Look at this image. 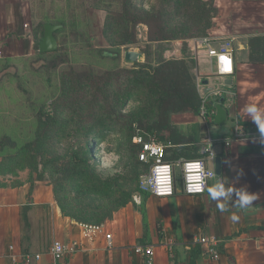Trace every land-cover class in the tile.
<instances>
[{
    "label": "crops",
    "instance_id": "crops-1",
    "mask_svg": "<svg viewBox=\"0 0 264 264\" xmlns=\"http://www.w3.org/2000/svg\"><path fill=\"white\" fill-rule=\"evenodd\" d=\"M209 1L215 9L216 22L208 36L226 39L231 44L236 64L232 87L221 82L212 84L218 78L213 61L196 42L202 38L155 43L149 40V28L144 24L136 28V38L138 42L154 46V50L159 45L165 59L193 61L196 83L209 81L207 87L214 88L205 100L215 104V92L229 93L231 103L225 107L229 112L230 133H222L214 123L205 126L200 115L193 113L175 114L171 119L186 143L181 147L197 148L200 158H208L212 153L213 158L207 159V163L214 170L215 160L220 159L219 177L225 186L232 185L255 195L252 205L237 208L229 201L227 210L221 212L216 202L208 199L207 192L188 197L178 183L173 197L159 199L142 195V210H119L111 220L99 225L103 231L91 241L84 235L85 224L63 213L50 182L37 179L26 170L0 173V264H51L50 251L55 242L78 243L77 251L59 264H146L130 250L140 243L155 246V264H191L193 258L195 264H264V138L243 111L248 104L264 107V0ZM102 5L101 0H94L86 6L85 27L79 36L93 41L95 49L107 44ZM75 6L69 0H0V45L4 47L6 60L31 55L35 50L33 31L40 25H57L74 18L78 9ZM63 23L64 28L59 32L67 30ZM96 26L98 31L94 35ZM96 40L101 41L100 45ZM125 49L137 51L132 45ZM120 67L118 63L111 64L107 70ZM236 118L246 135L228 146L225 139L234 131ZM208 136L213 141L211 145L204 142ZM12 142L15 146L5 148L0 154V164L4 156L22 148ZM204 148L210 153H202ZM216 182L211 181L209 186ZM233 212L239 216L238 221L231 220ZM107 234L113 237L112 248L108 247ZM198 236L221 240L217 259L193 243ZM27 257L30 261L26 263Z\"/></svg>",
    "mask_w": 264,
    "mask_h": 264
},
{
    "label": "trees",
    "instance_id": "trees-1",
    "mask_svg": "<svg viewBox=\"0 0 264 264\" xmlns=\"http://www.w3.org/2000/svg\"><path fill=\"white\" fill-rule=\"evenodd\" d=\"M142 1L144 0H125L121 13L117 15L109 13L104 26V35L117 51H100L102 56L105 58L111 56L112 59H117L120 57L121 47L135 45L137 43L136 28L140 24L148 26L149 40L155 43L162 44L177 39L198 37L188 32V26L181 28L184 33L179 34L178 31L176 36L166 37L164 35L166 32L164 28L168 27L169 22L165 23V27L161 26V23L168 16L166 4L172 3L173 0H159L158 5H152L150 10L140 7L139 3ZM199 2L201 8H198L199 10L197 9L192 16L196 17V22L199 24L209 23L210 10L215 12V9L209 0ZM204 2L208 3L211 9L207 11L208 5ZM190 3H192L191 0H174L173 6L179 13L184 7L188 10ZM202 17H207L205 22L201 19ZM155 23L160 26L157 36L151 33V26ZM44 26L40 25L32 33L35 49H38L43 40ZM206 28L208 27L206 26L205 30ZM142 53L145 54V52ZM148 56L150 55L147 54L145 63H137L132 69L118 68L114 71H104L102 75L95 76L97 78L95 82L91 78L87 79V82H82L79 85L77 90L84 94L79 97L76 95V104L71 106V110L64 111V116H61V119L57 115H48L51 128H56L57 132L67 131L69 127H72V123H75L77 126H75L76 129L71 128V136L74 139L80 138L79 140L84 142L82 150L72 151L62 158L57 157L46 162V165L51 166L53 175L56 176L53 185L56 202L66 216L79 223L100 225L107 219H112L116 210L126 207L131 201L133 192L124 193L119 188V179L114 177L103 179L95 173L96 166L99 164L94 159L95 153L91 152V148L98 141L106 140L107 136L113 134L116 130L115 120L122 121L124 119L125 115L122 114L124 108L136 97H139L140 100L141 96L145 97L142 101L144 106L140 110L128 112L127 117L131 124L134 125L135 122H143L146 119L147 135H153L161 142L174 144L176 148L172 150V153L176 160L200 158L197 148L181 147L186 143H184L181 133L171 123L172 115L183 113L200 115L203 106L209 112L215 111L212 102L204 101L198 91L196 78L192 72L195 64L193 61L167 60L162 55H158V61L153 64ZM81 77L83 78V76ZM91 84L96 85L97 89L89 94L88 89ZM87 97L91 99L87 100ZM112 100H114L113 104ZM105 105H108L110 109L103 113V110H106ZM86 108L88 114L83 113ZM157 116L158 122L150 124L151 120ZM40 122L42 124L41 120ZM49 131L46 134H49ZM147 135H145L146 139ZM132 138L129 141L132 142ZM7 146L14 147L15 144L9 139L0 142V154H3L2 152L8 148ZM133 147L135 149L138 147L140 151L138 145L133 144ZM29 148L26 146L15 154L4 156L0 164V173L17 172L16 169L27 157L26 153H29ZM40 156L42 161L44 154L41 153ZM137 191L139 192V187H137ZM117 193H122V197L113 199ZM71 196L72 200L67 202ZM104 201H109L113 205V212H91L96 202ZM93 219L98 222L91 223ZM191 264H195L194 258Z\"/></svg>",
    "mask_w": 264,
    "mask_h": 264
},
{
    "label": "rangeland",
    "instance_id": "rangeland-1",
    "mask_svg": "<svg viewBox=\"0 0 264 264\" xmlns=\"http://www.w3.org/2000/svg\"><path fill=\"white\" fill-rule=\"evenodd\" d=\"M67 1L65 0V2ZM69 1L78 8L75 9L77 10V16L63 21L67 26V30L57 33L59 49L56 52L42 55L38 52V49H35L31 55L22 56L13 61H8L6 58L0 60L2 63L0 64V142L9 139L17 143L19 147H30L29 153H26L27 157L16 170L19 172H25L26 170L32 173L33 177H37V179L50 182L52 187L56 176L53 175L51 166L46 165V162L57 157L62 158L72 151L82 150L84 142L80 141V138L74 139L71 136V128L73 129L74 127L76 129L75 126H77L75 123H72V127H69L67 131L57 132L56 128H51L48 115H57L61 119V116H64V111L71 110V106L76 104V95L79 97L84 94L77 90L79 85L82 82H87L89 78L93 82L97 81L95 76L102 75L104 71L110 69L111 64L116 66L118 63L122 69H132L133 67L124 62V53L127 46L121 47L119 58L108 59V57L102 56L100 51H117L108 41L107 44L104 43L105 46L102 49H95L93 41L79 38L85 27L83 13L86 10V6L94 0ZM101 1L103 2L105 21L109 13L114 15L121 13L125 2V0ZM191 1L192 3L189 4L190 8L186 10V7H184L179 13L176 12L173 6L174 0L172 3L166 4L168 16L161 23V26L165 27V23L169 22L168 27L164 28L166 37L176 36L178 31L179 34L184 33L181 28L186 26H188V32L200 38L210 34L214 22H216L215 12L210 10L209 23L199 24L196 22V17L192 16V14H195L194 12L201 8V3L199 2L201 0ZM158 2L159 0H144L139 5L143 9L150 10L152 5H158ZM204 4L208 5V8L206 7L207 11L211 9L208 3L204 2ZM206 18L202 17L201 19L205 22ZM206 26L208 28L205 30ZM159 28L158 24H153L151 33L154 36H157V33L159 35ZM70 30L71 32H69ZM97 31L96 26L94 35H96ZM100 42V40H96L97 45H100ZM91 43L92 46H90ZM132 46L138 52H145V57H147V54L150 55L148 58L153 64H156L159 58L158 55H161V47L159 45L155 46V50L153 49L154 46H147L142 41H137ZM145 61L146 59L143 63ZM114 70L116 69L108 71ZM95 89H97V86L91 84L88 89L89 94H92ZM200 94L204 100L208 97V94L202 92ZM88 99L90 100L91 98L87 97ZM144 99L145 97L141 96V100L139 97L131 100L122 112L125 115L124 119L122 121L115 120L116 130L113 134L107 136L106 140L98 141L91 148V152L95 153L93 157L99 164L96 166L95 173L103 179L109 177L119 179V188L124 193L133 192L131 201L124 208H130L134 211L137 208L143 209V200L141 204H137L134 201V196L139 193L137 187L140 185L142 176L147 173L148 167L138 161L139 149L138 147L136 149L133 147L132 137L139 133L147 135L148 126L146 119L143 122L131 124L127 114L132 110H140L144 106V103H142ZM113 102L114 100L111 101L112 104ZM104 107H106V110H103V113L110 109L108 105ZM83 113L88 114V109L86 108ZM158 120V116L154 117L150 124L157 123ZM171 123L173 124L172 119ZM47 131L50 133L46 134ZM130 138H132V142L129 141ZM41 153L44 154L42 161L41 156L39 157ZM172 155L168 161L175 163L177 160ZM177 173L180 174L179 167H177ZM120 197H122V193H117L113 196V199ZM71 198L72 196L69 197L67 202H70ZM119 210H116L114 215ZM108 211H114L113 205L109 201L96 202L91 210V212L96 213H107ZM109 220L111 219H107L103 223ZM97 222L94 219L91 221V223Z\"/></svg>",
    "mask_w": 264,
    "mask_h": 264
},
{
    "label": "built area",
    "instance_id": "built-area-1",
    "mask_svg": "<svg viewBox=\"0 0 264 264\" xmlns=\"http://www.w3.org/2000/svg\"><path fill=\"white\" fill-rule=\"evenodd\" d=\"M28 27V26H27ZM200 47H203L207 56L213 61L215 66V76L221 83L227 78H232L236 73V64L232 53L231 44L228 40L208 36L196 40ZM5 58L4 47L0 45V60ZM199 92H204L207 86L201 81L197 84ZM229 93L223 90L215 92V102L218 103L221 98H225L224 106L229 107L231 100L228 98ZM208 101V100H204ZM215 111H208L206 107H202L200 117L205 126L213 124ZM235 128L229 138L225 141L230 146L235 141L245 138V130L238 118L235 120ZM139 133V132H138ZM147 139L143 133H139L133 137L135 145L140 147L138 159L141 163L147 165L148 171L142 176L139 185V193L134 196V201L141 204L142 195H150L159 199L173 197L177 193L178 183L181 182V191L188 197L202 196L207 192L209 183L213 180H222L209 167L207 159H212L213 154L207 148L202 153L209 152L208 158L201 157L196 159L181 158L175 163L169 162L168 159L172 155V150L176 146L172 143H164L156 139L155 136L148 134ZM204 142L211 145L213 141L210 136L204 139ZM177 167L180 168V174L177 173ZM224 183V181H223ZM225 184V183H224ZM84 235L89 240H93L98 233H102L103 227L99 225H84ZM112 235H106L108 247L112 248ZM195 245L201 246L204 252L217 259L219 245L221 240L214 236H198L194 239ZM78 243L65 244L63 242H55L51 248L50 255L52 257L51 264H59L67 256L77 251ZM172 249V246H171ZM130 250L138 256H141L146 264H155V246L151 244L140 243L130 248ZM40 259V257H37ZM26 263L30 258L25 259Z\"/></svg>",
    "mask_w": 264,
    "mask_h": 264
},
{
    "label": "water",
    "instance_id": "water-1",
    "mask_svg": "<svg viewBox=\"0 0 264 264\" xmlns=\"http://www.w3.org/2000/svg\"><path fill=\"white\" fill-rule=\"evenodd\" d=\"M63 25L46 24L44 26V37L39 44L38 51L40 54H48L56 52L59 49V41L56 37L58 31L63 30ZM124 61L127 65L134 66L137 63L144 62V54L134 50H127L124 53ZM221 81L216 79L213 81V85H218ZM223 84L227 87H232L234 81L232 78H227L223 81ZM204 85L208 86L209 81H204ZM214 88L206 87L204 94H208L213 91ZM225 98H221L218 103H212L215 108V116L213 123L217 125L222 133H230L227 127V121L229 119L228 109L224 106ZM215 172L218 176L222 174V162L220 159L215 160Z\"/></svg>",
    "mask_w": 264,
    "mask_h": 264
},
{
    "label": "clouds",
    "instance_id": "clouds-1",
    "mask_svg": "<svg viewBox=\"0 0 264 264\" xmlns=\"http://www.w3.org/2000/svg\"><path fill=\"white\" fill-rule=\"evenodd\" d=\"M247 117L257 125L261 137L264 138V107L256 104H248L243 110ZM208 199L216 202V207L221 211L227 210L226 205L229 201L237 208H247L257 198L255 195L249 194L245 190L235 189L232 185L225 186L222 180H218L214 185L207 188ZM235 194V200L233 196ZM239 216L233 212L232 221H238Z\"/></svg>",
    "mask_w": 264,
    "mask_h": 264
}]
</instances>
